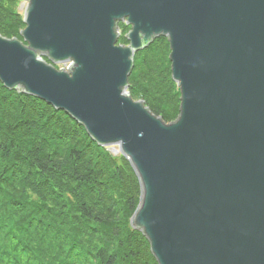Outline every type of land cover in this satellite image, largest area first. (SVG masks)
<instances>
[{
  "label": "water",
  "instance_id": "95a60500",
  "mask_svg": "<svg viewBox=\"0 0 264 264\" xmlns=\"http://www.w3.org/2000/svg\"><path fill=\"white\" fill-rule=\"evenodd\" d=\"M22 1L0 83L117 148L139 186L129 224L155 262L264 264V0ZM160 37L180 94L170 123L127 92L135 53Z\"/></svg>",
  "mask_w": 264,
  "mask_h": 264
},
{
  "label": "trees",
  "instance_id": "16d2710c",
  "mask_svg": "<svg viewBox=\"0 0 264 264\" xmlns=\"http://www.w3.org/2000/svg\"><path fill=\"white\" fill-rule=\"evenodd\" d=\"M14 1L0 0L7 38L24 26ZM169 52L163 37L136 52L127 88L163 122L177 118L180 95ZM0 132V264H157L129 224L139 186L122 156L65 112L1 83Z\"/></svg>",
  "mask_w": 264,
  "mask_h": 264
},
{
  "label": "rangeland",
  "instance_id": "374dc122",
  "mask_svg": "<svg viewBox=\"0 0 264 264\" xmlns=\"http://www.w3.org/2000/svg\"><path fill=\"white\" fill-rule=\"evenodd\" d=\"M26 5V2L25 1H22V0H15L14 2H13V8H15V10H16V12L22 17V13H23V8H24V6ZM24 29V26L20 29V30H23ZM130 30V27L129 26H126L125 24H124V22H119L118 24H117V32L119 33V38H118V41H117V43H116V45H123V46H125V45H127L126 43L124 44V43H121L120 42V40L121 39H123L124 37H125V34H127V32ZM0 36H2L1 34H0ZM2 37H4V38H7V37H5V36H2ZM13 38H15V39H18V40H21L20 39V37L18 38L17 36L16 37H13ZM7 39H11V38H7ZM169 56V55H168ZM55 68L58 70V69H61V68H63V69H66V66H63V65H55ZM127 92L129 93V90L127 89ZM131 98H132V100L133 101H138V99H136V97L135 96H131ZM141 101V100H140ZM143 102V101H142ZM145 106V105H144ZM153 114V113H152ZM154 115V114H153ZM174 121V120H173ZM166 122V121H165ZM172 122V121H171ZM166 123H170V122H166ZM0 135L2 136V137H5V134H2V132H0ZM6 136H8L7 134H6ZM1 146H3V145H1ZM0 146V147H1ZM117 150V148H113V149H110V151L113 153V154H115L114 153V151H116ZM33 155H35V154H33ZM115 155H119V154H115ZM36 156V155H35ZM44 161L43 162H41V164H43V166H48V164L49 165H51V164H53V162H52V158H45V159H43ZM37 166V165H36ZM35 168H37V167H35ZM117 218V217H116ZM116 232L118 233L119 231H118V229L117 230H115V234H116ZM122 232H123V230H122ZM123 234H124V232L121 234V231H120V233L117 235H115V236H118V237H121V238H123Z\"/></svg>",
  "mask_w": 264,
  "mask_h": 264
},
{
  "label": "bare ground",
  "instance_id": "6f19581e",
  "mask_svg": "<svg viewBox=\"0 0 264 264\" xmlns=\"http://www.w3.org/2000/svg\"><path fill=\"white\" fill-rule=\"evenodd\" d=\"M20 39H21V37H20ZM126 39V38H125Z\"/></svg>",
  "mask_w": 264,
  "mask_h": 264
}]
</instances>
